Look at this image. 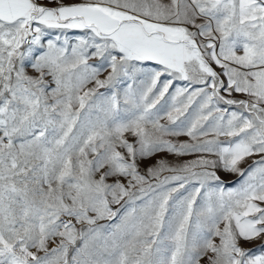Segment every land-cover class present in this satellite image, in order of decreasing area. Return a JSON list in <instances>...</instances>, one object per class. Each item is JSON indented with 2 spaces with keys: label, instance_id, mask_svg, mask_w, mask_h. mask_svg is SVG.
<instances>
[{
  "label": "snow or ice",
  "instance_id": "1",
  "mask_svg": "<svg viewBox=\"0 0 264 264\" xmlns=\"http://www.w3.org/2000/svg\"><path fill=\"white\" fill-rule=\"evenodd\" d=\"M261 236L264 0H0V264H264Z\"/></svg>",
  "mask_w": 264,
  "mask_h": 264
},
{
  "label": "rangeland",
  "instance_id": "2",
  "mask_svg": "<svg viewBox=\"0 0 264 264\" xmlns=\"http://www.w3.org/2000/svg\"><path fill=\"white\" fill-rule=\"evenodd\" d=\"M69 2H74V0H69ZM217 70H219V69H217ZM101 91H103V90H101ZM235 95H236V98H239V99H243V98H245V97H243V96H241V95H239V94H235ZM162 122H163V121H162ZM189 158H190V157H185V159H189ZM170 159H171V158H170ZM152 162H153V163L155 162V158L153 159ZM248 163H251V160H249ZM243 166H245V165H242V167H243ZM142 170H143V168H142ZM222 179H224L225 182H227V181H231V180L236 179V177H235L234 174L224 173V174H222ZM99 223H100V224H105V223H108V221H106V220H101V221H99ZM262 241H264V236H261L260 238L254 239L253 241H251V242H249V243H246V242H244V241H241V246H242V247H245V248L255 249V248H257V247L260 245V243H261Z\"/></svg>",
  "mask_w": 264,
  "mask_h": 264
}]
</instances>
